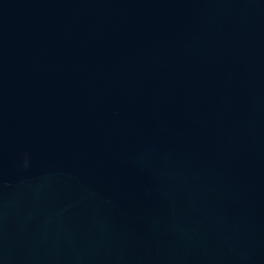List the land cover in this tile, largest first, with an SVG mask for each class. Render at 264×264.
Segmentation results:
<instances>
[{
  "label": "water",
  "instance_id": "1",
  "mask_svg": "<svg viewBox=\"0 0 264 264\" xmlns=\"http://www.w3.org/2000/svg\"><path fill=\"white\" fill-rule=\"evenodd\" d=\"M0 264H264V0H0Z\"/></svg>",
  "mask_w": 264,
  "mask_h": 264
}]
</instances>
